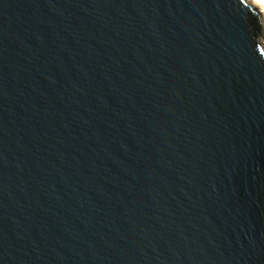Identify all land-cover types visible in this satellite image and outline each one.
<instances>
[{"label":"water","instance_id":"1","mask_svg":"<svg viewBox=\"0 0 264 264\" xmlns=\"http://www.w3.org/2000/svg\"><path fill=\"white\" fill-rule=\"evenodd\" d=\"M262 36L250 0H0V264H264Z\"/></svg>","mask_w":264,"mask_h":264},{"label":"rangeland","instance_id":"2","mask_svg":"<svg viewBox=\"0 0 264 264\" xmlns=\"http://www.w3.org/2000/svg\"><path fill=\"white\" fill-rule=\"evenodd\" d=\"M250 1L253 2L252 0H250ZM262 3H263L262 7L258 6V5H256V6L260 7V11H262V13H264V2H262ZM261 43L264 47V37L263 36L261 37Z\"/></svg>","mask_w":264,"mask_h":264},{"label":"bare ground","instance_id":"3","mask_svg":"<svg viewBox=\"0 0 264 264\" xmlns=\"http://www.w3.org/2000/svg\"><path fill=\"white\" fill-rule=\"evenodd\" d=\"M252 1H253V3H254L255 5H258V6H261V7H262V5H263L262 2H264V0H252Z\"/></svg>","mask_w":264,"mask_h":264}]
</instances>
